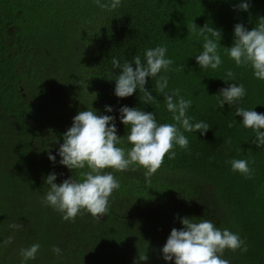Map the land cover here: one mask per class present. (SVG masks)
I'll return each mask as SVG.
<instances>
[{"label":"trees","instance_id":"trees-1","mask_svg":"<svg viewBox=\"0 0 264 264\" xmlns=\"http://www.w3.org/2000/svg\"><path fill=\"white\" fill-rule=\"evenodd\" d=\"M111 2L0 0V264H174L161 249L185 216L240 234L247 251L225 249L231 264H264V147L252 143L255 133L239 123L236 105L221 108L216 96L232 83L222 80L230 70L247 90L240 105L264 113V80L250 66H238L225 48L233 44L237 23L249 30L258 26L264 0H248V11L236 7L240 0H118L115 8L101 6ZM205 24L222 30L223 63L217 69H200L194 57L202 51L199 27ZM157 45H166L174 60L169 89L190 98L188 114L210 129L185 132L188 148L176 145V156L166 154L150 179L142 167L106 169L121 184L108 212L97 218L81 210L65 219L44 203V178L55 172L61 183L88 170L72 173L57 155L78 112L92 105L98 114L115 115L125 148L131 145L119 120L122 106L155 112L158 123H175L156 77L146 84L155 101L144 103L139 91L126 98L114 94L120 69H113L112 58H143ZM105 105L114 111L106 113ZM234 158L248 159L253 174L233 171ZM34 243L40 244L36 258L25 262L20 250Z\"/></svg>","mask_w":264,"mask_h":264},{"label":"clouds","instance_id":"clouds-1","mask_svg":"<svg viewBox=\"0 0 264 264\" xmlns=\"http://www.w3.org/2000/svg\"><path fill=\"white\" fill-rule=\"evenodd\" d=\"M99 3L100 0H97ZM102 7L115 8L118 0ZM248 0H240L236 7L241 11H248ZM258 26L249 30L245 25L237 23L234 26V41L231 47H225L227 53L235 63L248 65L253 75L264 80V17ZM194 27H198L195 23ZM204 35L202 51L195 55L196 63L200 69H217L223 63L220 47L222 30L205 24L199 27ZM166 45H157L147 48L143 58L135 55L131 61L112 58L113 69H120L116 75L114 94L118 98L132 96L137 91L142 92L144 103L156 100V97L146 88L148 78L156 77V90L163 94L166 108L172 114L175 123H158L155 112H146L140 107L122 106L119 109V120L128 130L127 142L130 148L122 147V137L118 135L115 115L98 114L91 107L78 112L73 117L72 125L62 134L63 143L59 145L57 155L59 163L67 167L72 173L79 171L74 178L73 174L61 183H57V174L49 173L44 182L49 186L43 201L46 205L64 214V218H74L81 210H86L94 217H103L109 210V201L112 193L121 186L113 171H125L131 166L145 169L146 179L160 168L165 155L169 159L176 156L174 150L178 145L188 148L189 139L185 132L206 133L210 126L203 120L194 122L189 109L193 101L181 95L180 89H169L167 72L174 60L167 55ZM135 67H134V66ZM163 73V74H162ZM225 82L227 87L220 89L216 96L219 105L224 108L236 105L235 115L241 117L239 123L245 128L252 129L255 139L252 141L257 148L264 147V113H258L254 108H246L240 102L247 95L242 83L235 81L232 71H228ZM114 111L111 105H105V112ZM229 126H232L231 124ZM231 142L230 140L228 141ZM51 162H56V155L48 153ZM233 171L245 176H251L253 170L249 167L248 159H232L230 161ZM183 227L172 228L166 243L161 249L162 258L174 264H231L224 258L225 249L232 251H247V244L239 233L228 228H221L211 220L203 217H180ZM12 227H18L12 225ZM9 237V241H11ZM40 249L39 243L22 248L21 255L25 262L34 260ZM59 246L53 247V252L61 253ZM140 260H145L139 257ZM135 264V262H134Z\"/></svg>","mask_w":264,"mask_h":264}]
</instances>
